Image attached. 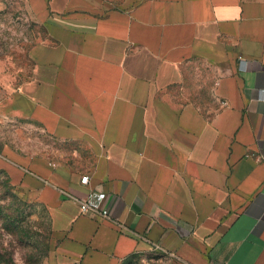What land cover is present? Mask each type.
Returning <instances> with one entry per match:
<instances>
[{"label":"crops","instance_id":"1","mask_svg":"<svg viewBox=\"0 0 264 264\" xmlns=\"http://www.w3.org/2000/svg\"><path fill=\"white\" fill-rule=\"evenodd\" d=\"M28 5L47 36L0 99L57 146L0 168L50 212L47 264H264V0ZM92 191L108 217L67 195Z\"/></svg>","mask_w":264,"mask_h":264},{"label":"rangeland","instance_id":"2","mask_svg":"<svg viewBox=\"0 0 264 264\" xmlns=\"http://www.w3.org/2000/svg\"><path fill=\"white\" fill-rule=\"evenodd\" d=\"M138 1L104 0L112 8ZM46 36V27L33 14L28 0H0V66L12 82L29 78L33 66L30 49ZM2 87L0 83V90ZM0 102L1 144L5 141L26 153L57 146L43 138L41 130L28 120L4 111L2 99ZM7 175L6 172L0 173V264H47L54 244L50 212L46 206L21 195L12 184L10 192L2 195L1 183L8 178ZM166 261V255L155 250L138 254L120 264H164Z\"/></svg>","mask_w":264,"mask_h":264},{"label":"built area","instance_id":"3","mask_svg":"<svg viewBox=\"0 0 264 264\" xmlns=\"http://www.w3.org/2000/svg\"><path fill=\"white\" fill-rule=\"evenodd\" d=\"M90 178L89 176H83L81 182L83 184H88ZM69 198L76 200L81 207V212L83 214H97L101 213L103 216H109V209L103 207V201L106 199V194L103 192H90L85 198H77L72 194H67Z\"/></svg>","mask_w":264,"mask_h":264},{"label":"trees","instance_id":"4","mask_svg":"<svg viewBox=\"0 0 264 264\" xmlns=\"http://www.w3.org/2000/svg\"><path fill=\"white\" fill-rule=\"evenodd\" d=\"M3 172H5V171L2 170L0 173H3ZM10 184H12V182H11L10 177L8 176V178L3 181V184L1 183V186H2L1 192H2V195H4V194L7 195L10 192V189L13 188V186H11ZM14 197H17V196L14 195ZM137 255L138 254H133V255L129 256L128 258H126L125 261L126 260H131V259L135 258Z\"/></svg>","mask_w":264,"mask_h":264}]
</instances>
